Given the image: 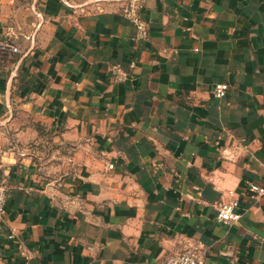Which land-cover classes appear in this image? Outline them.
<instances>
[{
	"label": "crops",
	"instance_id": "1",
	"mask_svg": "<svg viewBox=\"0 0 264 264\" xmlns=\"http://www.w3.org/2000/svg\"><path fill=\"white\" fill-rule=\"evenodd\" d=\"M129 1L0 0V264H264V0Z\"/></svg>",
	"mask_w": 264,
	"mask_h": 264
},
{
	"label": "built area",
	"instance_id": "2",
	"mask_svg": "<svg viewBox=\"0 0 264 264\" xmlns=\"http://www.w3.org/2000/svg\"><path fill=\"white\" fill-rule=\"evenodd\" d=\"M142 3L140 0H131L123 8V16L128 19L136 29V37L139 40H148L149 29L141 16ZM2 50H11L12 52H19L17 47L0 45ZM135 62H131L130 67L134 68ZM110 75L117 82L124 83L129 80V73L123 69L120 64H114L110 68ZM229 85L224 83L216 84L213 89V95L215 98L222 99L227 95ZM110 169L113 165L109 166ZM251 191L257 196L264 195V187L252 184ZM239 202L237 199H232L229 202H222L219 204L217 210V221L225 225H233L240 221L241 214L238 213ZM7 194L3 187H0V230L6 229L7 218ZM8 234L9 239L15 237L14 230H10ZM162 264H209L207 260L202 256L200 247L189 245L181 252L174 253L166 257Z\"/></svg>",
	"mask_w": 264,
	"mask_h": 264
},
{
	"label": "rangeland",
	"instance_id": "3",
	"mask_svg": "<svg viewBox=\"0 0 264 264\" xmlns=\"http://www.w3.org/2000/svg\"><path fill=\"white\" fill-rule=\"evenodd\" d=\"M68 1H70L72 3L80 4V3H84V2H87V1H90V0H68Z\"/></svg>",
	"mask_w": 264,
	"mask_h": 264
}]
</instances>
